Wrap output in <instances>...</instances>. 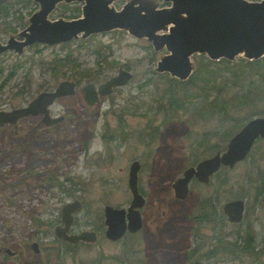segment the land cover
<instances>
[{"label": "rangeland", "instance_id": "obj_1", "mask_svg": "<svg viewBox=\"0 0 264 264\" xmlns=\"http://www.w3.org/2000/svg\"><path fill=\"white\" fill-rule=\"evenodd\" d=\"M126 1L113 0L109 5L118 10ZM135 1L156 8L170 4ZM5 2L8 15L0 16V43L9 37L18 39L38 9L33 0ZM81 5L57 2L47 19L79 17ZM67 42L32 43L21 53H0V110L23 107L62 80L75 83L73 94L59 96L49 106L50 116H63L61 121L46 126L35 114L0 126V264H125L127 260L184 264L187 249L194 251L190 259L199 264H264V142H254L245 159L221 169L207 184L192 180L184 199H176L170 187L183 169L224 148L230 126L260 115L251 114L263 112L264 102L254 110L225 114L199 107L197 97L187 109L174 110L164 89L167 79L175 77L155 71L164 48L156 50L145 37L136 38L119 28L85 38L78 35ZM195 57L190 56L192 70ZM56 58L64 66L56 64ZM238 58L243 57L239 54L232 61ZM118 66L132 78L88 106L81 87L103 82ZM133 160L140 165L142 226L112 242L103 235L102 208L128 205L126 180ZM56 180L64 181L63 190ZM236 198L243 199L244 213L240 222L230 223L221 207ZM74 199L80 206L70 231H95L93 243L64 245L55 240L53 227L60 223V208ZM205 199L217 216L212 212L205 220L190 221ZM246 235L252 239V252L223 249ZM34 241L37 253L31 248ZM214 247L219 252L207 255ZM7 249L12 255L5 253Z\"/></svg>", "mask_w": 264, "mask_h": 264}, {"label": "water", "instance_id": "obj_2", "mask_svg": "<svg viewBox=\"0 0 264 264\" xmlns=\"http://www.w3.org/2000/svg\"><path fill=\"white\" fill-rule=\"evenodd\" d=\"M6 0H0V5ZM38 9L28 18L29 24L19 32L18 39L9 37L0 43V53L12 50L21 53L32 43L53 45L64 43L80 35L85 38L93 33L111 29H124L136 38L145 37L154 49L164 48L166 53L156 62V72H167L179 80L186 79L192 71L190 56L204 54L210 60L224 58L232 61L241 54L246 60H256L264 56V0H164L169 6L156 8L150 4L126 1L115 10L109 4L113 0H33ZM80 1L81 15L73 19H47V15L57 2ZM132 74L118 66L117 72L97 85L86 83L81 87L83 100L90 106L98 97L110 94L115 87L125 85ZM74 93V82L62 80L48 91L39 92L25 106L11 110H0V126L13 124L27 115L40 114L43 124L50 126L62 117H51L48 106L62 95ZM258 139H264V116L247 119L227 140L222 152H215L199 160L194 166L183 169L170 187L176 199H184L192 178L203 184L221 166L232 168L247 156L251 146ZM139 162H130L127 171V187L130 200L126 207L104 205L102 208L103 235L109 241H118L126 233L140 230L142 219L140 208L144 197L137 186ZM264 208V194L262 196ZM80 202L74 199L60 208V223L54 225L53 234L67 243H93L97 234L93 230L71 232L74 213ZM243 199H231L222 204L221 210L226 220L238 223L244 213ZM34 253L37 243H31ZM9 254H12L8 249Z\"/></svg>", "mask_w": 264, "mask_h": 264}, {"label": "trees", "instance_id": "obj_3", "mask_svg": "<svg viewBox=\"0 0 264 264\" xmlns=\"http://www.w3.org/2000/svg\"><path fill=\"white\" fill-rule=\"evenodd\" d=\"M8 4L9 3L4 2L0 5L1 17H6L8 15ZM76 11H78V9H76ZM76 17L77 16H71V18ZM62 44L69 45V42H64ZM194 55L197 56L194 59V69L186 79H167L168 85L165 87L164 92L171 109H187V104L193 103L197 97L199 98V102H201H198L199 107L202 106L203 109H209L210 111L215 110L225 114L239 111L242 108L254 110V107L264 102V56L256 60L238 58L234 61H229L224 58L210 60L204 54ZM55 63L59 66H64V62L60 58H56ZM10 76H12V73L8 74V77ZM230 87L234 89L231 92H226V89ZM193 89H196L197 92H193ZM212 92L215 93L211 96ZM261 113H264V111L253 112L251 115L260 114L257 116H264ZM243 123L244 122L240 121L233 123L230 129L226 131V136L230 137ZM256 142H264V139H258ZM67 180L66 178V181ZM63 182V180H56L57 187H61L62 190L64 189ZM262 188L260 190H262ZM258 194H261L260 191H258ZM212 212L217 216L215 208L209 203L208 199H205L201 204L200 211L196 215L189 216V220H205L207 215ZM212 216H214V214H212ZM218 217L222 219L220 215H218ZM133 234H125L123 237ZM55 240L58 244L62 243L67 245V243L60 238L55 237ZM133 241L132 239L130 242L134 243ZM220 247L222 246L218 248ZM253 247L251 237L246 235L241 241L239 238L238 241L231 244L230 249L227 247H223V249H233L234 252L241 251L250 253ZM211 249L213 250H210L207 255H214L215 250L216 253L217 251L219 252L216 247ZM193 252L194 251L187 249L186 252H184L186 256L182 260V263L199 264L190 259V255ZM131 263H134V261L127 260L125 264Z\"/></svg>", "mask_w": 264, "mask_h": 264}, {"label": "flooded vegetation", "instance_id": "obj_4", "mask_svg": "<svg viewBox=\"0 0 264 264\" xmlns=\"http://www.w3.org/2000/svg\"><path fill=\"white\" fill-rule=\"evenodd\" d=\"M123 4H124V3H123ZM76 18H77V17H76ZM96 85H97V84H96ZM74 88H75V83H74ZM49 106H50V105H49ZM49 106H48V110H49V115H50V109H49ZM62 119H63V116H62ZM62 119H61V120H62ZM61 120H60V121H61ZM40 122L43 123V120H42V116H41V115H40ZM58 122H59V121H58ZM228 139H229V138H228ZM228 139H227V140H228ZM226 142H227V141H226ZM225 146H226V144H225ZM224 149H225V147H224V148L222 147L221 149H217L215 152H217V151L222 152ZM215 152H214V153H215ZM214 153H213V154H214ZM211 155H212V154H211ZM211 155H209V156H211ZM209 156H207V157H209ZM204 158H206V157H204ZM202 159H203V158H202ZM200 160H201V159H200ZM196 163H197V162H196ZM196 163H194V164H192V165H189V166H194ZM223 168H227V167H222V166H221V167H220L215 173H213V174L210 176V178H211L213 175H215L216 173H218V172H219L221 169H223ZM229 169H230V168H229ZM182 171H183V170H182ZM181 174H182V172H181ZM192 180H195V179L192 178V179L190 180V182H191ZM195 181H196V180H195ZM71 227H72V226H71ZM5 253H6L7 255H12V254H9L6 250H5Z\"/></svg>", "mask_w": 264, "mask_h": 264}]
</instances>
